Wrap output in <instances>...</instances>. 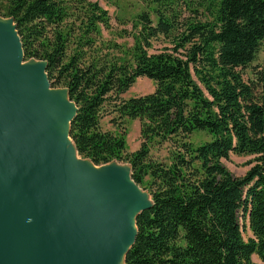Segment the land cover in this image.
I'll return each mask as SVG.
<instances>
[{"label": "trees", "instance_id": "obj_1", "mask_svg": "<svg viewBox=\"0 0 264 264\" xmlns=\"http://www.w3.org/2000/svg\"><path fill=\"white\" fill-rule=\"evenodd\" d=\"M146 1L155 2L157 24L138 14L130 59L95 55L109 22L96 2L7 0L0 14L13 20L24 60L44 61L51 87L65 88L75 104L69 138L78 156L128 164L149 192L125 264H257L253 256L264 263V94L256 95L264 76L246 81L241 71L264 40V0H210L211 19H186L181 30L176 0ZM159 34H172L173 46L150 53ZM138 77L154 90L124 98ZM104 115L114 130L102 128ZM126 118L140 122L133 152L119 128ZM195 131L210 138L196 144ZM164 142L172 147L167 161L151 153ZM231 153L255 163L236 177L221 162Z\"/></svg>", "mask_w": 264, "mask_h": 264}, {"label": "water", "instance_id": "obj_2", "mask_svg": "<svg viewBox=\"0 0 264 264\" xmlns=\"http://www.w3.org/2000/svg\"><path fill=\"white\" fill-rule=\"evenodd\" d=\"M10 20H0V253L9 264H116L118 236L134 225L125 257L148 203L133 201L122 175L65 153L77 108L65 88L51 87L44 61L21 66Z\"/></svg>", "mask_w": 264, "mask_h": 264}, {"label": "rangeland", "instance_id": "obj_3", "mask_svg": "<svg viewBox=\"0 0 264 264\" xmlns=\"http://www.w3.org/2000/svg\"><path fill=\"white\" fill-rule=\"evenodd\" d=\"M7 0H0L1 7L5 6ZM96 2L102 9L106 10L109 18V22L106 26H102L101 32L96 36L97 48L96 54L98 56H104L109 59L119 57L121 59H130V53L127 49L131 48L138 31L141 30V26L138 22V14L140 12H146L152 19V25L157 24V15L154 11L156 8L155 2H148L146 0H88ZM210 0H176L174 8L176 10V18L178 21L179 30L183 28V21L186 19L196 18L197 20L204 21L205 19H211L212 12L208 10V3ZM0 7V12L2 11ZM195 10V11H194ZM170 13V12H169ZM2 14V12H1ZM0 14V20L8 21L11 20ZM79 25L78 23H74ZM13 25V24H11ZM177 34L175 31L173 35ZM173 35L165 36L162 34L150 39L151 47L150 53L160 52L165 48H172ZM181 52V51H179ZM35 59L23 60L21 66H28L33 63H37ZM243 79L246 81L256 80L257 76H264V40L256 53L255 59L250 63L248 67L242 70ZM260 72V73H259ZM264 83V82H262ZM154 82L146 77H138L135 83L122 95L124 98H129L137 95H144L154 90ZM62 90V89H61ZM264 94V87L261 85L256 90V95L260 96ZM111 116L104 115L101 120L103 129L114 130V126L110 123ZM121 130L126 131V151L133 152L137 150L141 143L140 137V122L138 119H124L122 124L119 126ZM210 136L202 131H195L190 140L198 144L206 141ZM69 139V138H67ZM68 147V148H67ZM171 144L164 142L161 144H155L151 148L153 157L158 160H169V154L171 150ZM65 153L71 155L75 164L89 167L95 172H109L120 174L124 178L128 179L131 190L132 199L137 204H147L151 201L149 192L144 186L136 184L130 177V168L126 163L113 161L103 165H95L88 159L81 158L76 154L68 140L67 146L64 147ZM74 156V157H73ZM75 158V159H74ZM254 155L250 154H235L231 153L227 159H222V164L226 169L236 177L243 176L247 170L255 163ZM77 159V162H76ZM132 224L127 231H121L117 238L118 254L120 255V261L117 259L116 264H125L123 261L124 248L126 241L132 234ZM134 230V229H133ZM244 238L247 239L251 236L248 228L243 229ZM253 261L257 264H264L261 259L257 256H253ZM12 257L8 254L0 253V264H9Z\"/></svg>", "mask_w": 264, "mask_h": 264}, {"label": "bare ground", "instance_id": "obj_4", "mask_svg": "<svg viewBox=\"0 0 264 264\" xmlns=\"http://www.w3.org/2000/svg\"><path fill=\"white\" fill-rule=\"evenodd\" d=\"M7 24V28L9 31H11L13 33V29H12V26L11 24L9 23H6ZM14 34V33H13ZM67 140V139H66ZM67 146V144L65 145V147ZM68 148V147H67ZM74 157V156H73ZM75 159V158H74ZM76 162H77V159H76ZM96 171V170H95ZM117 259L120 261V255L117 257Z\"/></svg>", "mask_w": 264, "mask_h": 264}]
</instances>
